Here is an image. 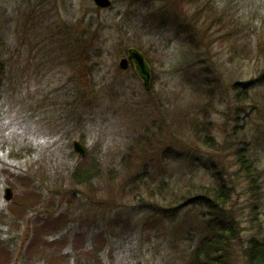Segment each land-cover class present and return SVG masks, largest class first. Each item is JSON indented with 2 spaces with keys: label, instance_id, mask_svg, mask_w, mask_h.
<instances>
[{
  "label": "rangeland",
  "instance_id": "374dc122",
  "mask_svg": "<svg viewBox=\"0 0 264 264\" xmlns=\"http://www.w3.org/2000/svg\"><path fill=\"white\" fill-rule=\"evenodd\" d=\"M111 1L0 0L17 61L0 79V264H187L214 225L187 200L219 177L232 264H248L264 237V0ZM129 48L148 88L120 67Z\"/></svg>",
  "mask_w": 264,
  "mask_h": 264
},
{
  "label": "trees",
  "instance_id": "16d2710c",
  "mask_svg": "<svg viewBox=\"0 0 264 264\" xmlns=\"http://www.w3.org/2000/svg\"><path fill=\"white\" fill-rule=\"evenodd\" d=\"M13 54L15 52L7 51L5 46L0 50V79L2 81L9 80V77L13 75L17 61L15 59L6 60L10 59ZM0 93H2V90H0ZM206 129L208 130V127ZM202 140L199 136L196 138V141L200 142ZM168 152L172 154V160L179 159L180 154L178 151L168 149ZM240 157L242 162H245V159H243L245 155L241 154ZM95 175L96 172L91 167H76L71 173L76 183L87 187H92V180ZM171 188L166 180L161 179L158 182V195L164 194L163 192ZM204 188L205 192L189 198L187 204L200 208L206 207L209 213L214 216L211 222L214 225L212 226L209 223L208 226L207 224L206 232L201 236L197 247L193 251L192 258L187 264H232L237 229L233 221L225 219L221 213V205L228 203L226 198L230 196L229 186L225 177H219L216 180V187ZM212 191V197H210ZM245 253L248 264H264V237L251 239Z\"/></svg>",
  "mask_w": 264,
  "mask_h": 264
},
{
  "label": "water",
  "instance_id": "95a60500",
  "mask_svg": "<svg viewBox=\"0 0 264 264\" xmlns=\"http://www.w3.org/2000/svg\"><path fill=\"white\" fill-rule=\"evenodd\" d=\"M93 1L98 7L102 8V9H107V8L111 7V5H112L111 0H93ZM130 54H131V59H133L134 63L138 67L141 75L143 76V78L145 80V84L147 86L149 84L151 74H150V71L148 69L147 62H146L144 56L137 50L130 51ZM128 66H129V60L127 58H124L120 62V67L122 69H127ZM74 149L77 153H79L82 156H84L86 154V150L84 149V147L79 142L74 143ZM12 197H13L12 189L7 188L5 190V199L7 201H10L12 199Z\"/></svg>",
  "mask_w": 264,
  "mask_h": 264
},
{
  "label": "flooded vegetation",
  "instance_id": "af4514ba",
  "mask_svg": "<svg viewBox=\"0 0 264 264\" xmlns=\"http://www.w3.org/2000/svg\"><path fill=\"white\" fill-rule=\"evenodd\" d=\"M128 58H129V61H130L131 66L134 68V70L136 71V73L139 75L140 79L144 82V78H143V76L141 75L139 69H138L137 66L134 64V62L131 60L130 50H129V52H128ZM148 69H150V68L148 67Z\"/></svg>",
  "mask_w": 264,
  "mask_h": 264
}]
</instances>
